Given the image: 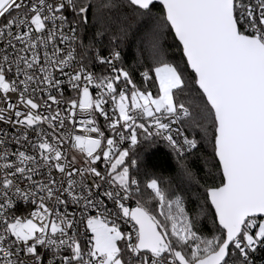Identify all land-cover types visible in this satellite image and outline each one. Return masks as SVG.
Here are the masks:
<instances>
[{
  "label": "snow or ice",
  "instance_id": "1",
  "mask_svg": "<svg viewBox=\"0 0 264 264\" xmlns=\"http://www.w3.org/2000/svg\"><path fill=\"white\" fill-rule=\"evenodd\" d=\"M137 34L129 67L120 44ZM161 142L176 177L145 173V195L138 175ZM260 253L264 0H0V264H264Z\"/></svg>",
  "mask_w": 264,
  "mask_h": 264
},
{
  "label": "trees",
  "instance_id": "2",
  "mask_svg": "<svg viewBox=\"0 0 264 264\" xmlns=\"http://www.w3.org/2000/svg\"><path fill=\"white\" fill-rule=\"evenodd\" d=\"M126 15H127L126 8L114 9L105 14L104 22L108 30L105 32V35L101 38L99 44V49L102 52V54L107 55V49L110 47L109 41L112 39V37L117 36L119 34V28L125 23L124 17ZM95 31H96L95 27H93L90 22L89 27L82 33L83 43L87 44L89 41V37L94 35ZM138 35L139 34H137V36L131 37L129 40L120 44V50H121L123 62L126 66L135 67L137 64L136 43H137ZM166 43H171V41L169 40ZM202 154H207V150H202ZM190 164L200 177H204L205 166L202 160L192 158L190 160ZM145 173H147V175H156L162 179L169 177H173V178L176 177L175 157L170 154V149L167 148L163 142H161L158 145V150H154L152 152L148 160L147 167L144 168L142 172L138 175V179L141 180V191L145 192V195H147V190L144 189V185H143V182L145 180ZM173 182L179 183V180L174 179ZM210 182H211L210 179L201 180V183L204 184ZM196 191L197 189L194 187L193 193H195ZM209 228H210V221H205L204 230L207 232Z\"/></svg>",
  "mask_w": 264,
  "mask_h": 264
},
{
  "label": "built area",
  "instance_id": "3",
  "mask_svg": "<svg viewBox=\"0 0 264 264\" xmlns=\"http://www.w3.org/2000/svg\"><path fill=\"white\" fill-rule=\"evenodd\" d=\"M94 68H95V70L96 71H100V67L99 66H94ZM94 94V93H93ZM103 121H102V118H101V123H102ZM10 131H11V129H10ZM13 147H15V146H13ZM134 203V202H133ZM259 255H262V256H264V253H260Z\"/></svg>",
  "mask_w": 264,
  "mask_h": 264
}]
</instances>
